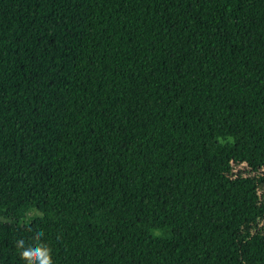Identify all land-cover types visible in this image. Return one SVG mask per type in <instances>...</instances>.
I'll list each match as a JSON object with an SVG mask.
<instances>
[{
	"label": "trees",
	"instance_id": "16d2710c",
	"mask_svg": "<svg viewBox=\"0 0 264 264\" xmlns=\"http://www.w3.org/2000/svg\"><path fill=\"white\" fill-rule=\"evenodd\" d=\"M45 261L264 264V0H0V264Z\"/></svg>",
	"mask_w": 264,
	"mask_h": 264
},
{
	"label": "rangeland",
	"instance_id": "374dc122",
	"mask_svg": "<svg viewBox=\"0 0 264 264\" xmlns=\"http://www.w3.org/2000/svg\"><path fill=\"white\" fill-rule=\"evenodd\" d=\"M36 216H38V213L36 211H28L27 212V217H26V221L30 222L32 221Z\"/></svg>",
	"mask_w": 264,
	"mask_h": 264
},
{
	"label": "clouds",
	"instance_id": "9594fccd",
	"mask_svg": "<svg viewBox=\"0 0 264 264\" xmlns=\"http://www.w3.org/2000/svg\"><path fill=\"white\" fill-rule=\"evenodd\" d=\"M26 251H27V252H31V249H27ZM45 264H48V262L45 261Z\"/></svg>",
	"mask_w": 264,
	"mask_h": 264
}]
</instances>
